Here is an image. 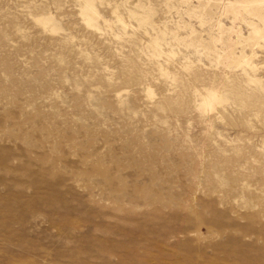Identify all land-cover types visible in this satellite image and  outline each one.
I'll list each match as a JSON object with an SVG mask.
<instances>
[{
	"label": "rangeland",
	"instance_id": "obj_1",
	"mask_svg": "<svg viewBox=\"0 0 264 264\" xmlns=\"http://www.w3.org/2000/svg\"><path fill=\"white\" fill-rule=\"evenodd\" d=\"M0 264H264V0H0Z\"/></svg>",
	"mask_w": 264,
	"mask_h": 264
},
{
	"label": "bare ground",
	"instance_id": "obj_2",
	"mask_svg": "<svg viewBox=\"0 0 264 264\" xmlns=\"http://www.w3.org/2000/svg\"><path fill=\"white\" fill-rule=\"evenodd\" d=\"M253 1H255V0H253ZM256 1H257V0H256ZM261 1H262V0H261ZM85 3L87 4V2H85ZM254 3H256V2H254ZM232 4H234V2H230V3H229V5H232ZM252 4H253V3H252ZM87 5H88V4H87ZM84 6H85V4H84ZM87 7H89V6H87ZM87 7H86V9H85V13H86V14L90 17V19L92 20V19H93V15H92V13L89 11V8H87ZM89 17H87V18H89ZM141 23H142V22H141ZM152 42H155V41H152ZM156 46H157V45H156ZM151 48L153 49V47H151ZM206 93H207V92H206ZM206 95H208V94H206ZM206 95H205V96H206ZM208 97H209V95H208ZM203 98H204V97H203ZM202 100H203V99H202ZM204 100H205V98H204ZM211 101H212V100H211ZM206 103H207V102H206V100H205V103H204V104L206 105ZM205 105H204V106H205ZM207 106H208V105H207ZM207 106H206V107H207ZM203 108H204V107H203Z\"/></svg>",
	"mask_w": 264,
	"mask_h": 264
}]
</instances>
